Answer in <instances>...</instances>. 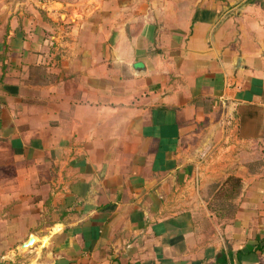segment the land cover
Instances as JSON below:
<instances>
[{"label": "crops", "instance_id": "1", "mask_svg": "<svg viewBox=\"0 0 264 264\" xmlns=\"http://www.w3.org/2000/svg\"><path fill=\"white\" fill-rule=\"evenodd\" d=\"M0 264H264V0H0Z\"/></svg>", "mask_w": 264, "mask_h": 264}, {"label": "trees", "instance_id": "2", "mask_svg": "<svg viewBox=\"0 0 264 264\" xmlns=\"http://www.w3.org/2000/svg\"><path fill=\"white\" fill-rule=\"evenodd\" d=\"M229 184L231 185V186H233V187H236V186H238V184H239V181H237V180H232V181H230L229 182ZM233 196V194L232 193H230V192H227V191H225V190H220L219 192H218V194H217V199L220 201L221 199H230L231 197ZM227 201V200H226ZM219 210H220V213H225V214H229L230 213V211H231V208H229V206H225L224 207V209H217L216 211L217 212H219Z\"/></svg>", "mask_w": 264, "mask_h": 264}]
</instances>
